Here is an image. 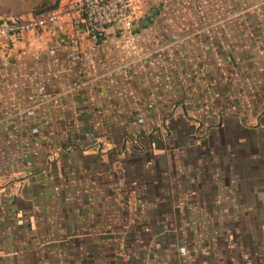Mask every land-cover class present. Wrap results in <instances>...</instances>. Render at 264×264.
Returning a JSON list of instances; mask_svg holds the SVG:
<instances>
[{"label": "crops", "instance_id": "crops-1", "mask_svg": "<svg viewBox=\"0 0 264 264\" xmlns=\"http://www.w3.org/2000/svg\"><path fill=\"white\" fill-rule=\"evenodd\" d=\"M75 1L0 70V264H264V0Z\"/></svg>", "mask_w": 264, "mask_h": 264}, {"label": "built area", "instance_id": "built-area-1", "mask_svg": "<svg viewBox=\"0 0 264 264\" xmlns=\"http://www.w3.org/2000/svg\"><path fill=\"white\" fill-rule=\"evenodd\" d=\"M70 6V12L78 14L82 33L100 38L109 27L128 34L138 20L140 0H78ZM71 19V13L55 10L30 17L0 15V70L6 68L12 48L23 35L43 36L58 43L68 32Z\"/></svg>", "mask_w": 264, "mask_h": 264}, {"label": "rangeland", "instance_id": "rangeland-1", "mask_svg": "<svg viewBox=\"0 0 264 264\" xmlns=\"http://www.w3.org/2000/svg\"><path fill=\"white\" fill-rule=\"evenodd\" d=\"M30 0H0V15L25 14Z\"/></svg>", "mask_w": 264, "mask_h": 264}, {"label": "trees", "instance_id": "trees-1", "mask_svg": "<svg viewBox=\"0 0 264 264\" xmlns=\"http://www.w3.org/2000/svg\"><path fill=\"white\" fill-rule=\"evenodd\" d=\"M58 1L59 0H30L27 12L36 16L54 11L57 7Z\"/></svg>", "mask_w": 264, "mask_h": 264}, {"label": "water", "instance_id": "water-1", "mask_svg": "<svg viewBox=\"0 0 264 264\" xmlns=\"http://www.w3.org/2000/svg\"><path fill=\"white\" fill-rule=\"evenodd\" d=\"M143 23H146V24H147V22H146L145 20H141V21L139 22V26H142Z\"/></svg>", "mask_w": 264, "mask_h": 264}]
</instances>
